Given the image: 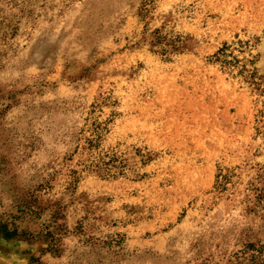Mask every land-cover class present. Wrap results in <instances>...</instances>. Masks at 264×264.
I'll return each mask as SVG.
<instances>
[{"label":"rangeland","instance_id":"rangeland-1","mask_svg":"<svg viewBox=\"0 0 264 264\" xmlns=\"http://www.w3.org/2000/svg\"><path fill=\"white\" fill-rule=\"evenodd\" d=\"M0 226V264H264V0H0Z\"/></svg>","mask_w":264,"mask_h":264},{"label":"trees","instance_id":"trees-1","mask_svg":"<svg viewBox=\"0 0 264 264\" xmlns=\"http://www.w3.org/2000/svg\"><path fill=\"white\" fill-rule=\"evenodd\" d=\"M219 54V53H217ZM216 59L218 60L219 57L218 55H216ZM100 163V162H99ZM98 162L94 164V168L99 170L100 169V164ZM0 233L3 235L4 238L6 239H10V238H13L15 235H16V231L13 230V231H9L5 228V226H0Z\"/></svg>","mask_w":264,"mask_h":264}]
</instances>
